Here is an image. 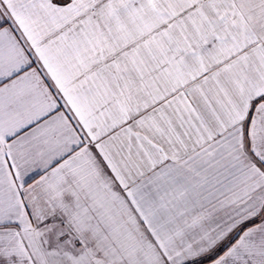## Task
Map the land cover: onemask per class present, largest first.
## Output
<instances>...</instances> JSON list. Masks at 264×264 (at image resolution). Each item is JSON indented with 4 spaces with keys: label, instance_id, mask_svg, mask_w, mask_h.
I'll return each instance as SVG.
<instances>
[{
    "label": "snow or ice",
    "instance_id": "6c2138e0",
    "mask_svg": "<svg viewBox=\"0 0 264 264\" xmlns=\"http://www.w3.org/2000/svg\"><path fill=\"white\" fill-rule=\"evenodd\" d=\"M0 264H264V0H0Z\"/></svg>",
    "mask_w": 264,
    "mask_h": 264
}]
</instances>
